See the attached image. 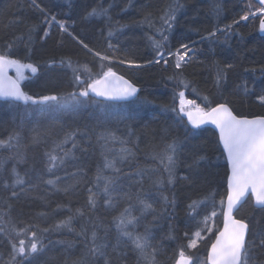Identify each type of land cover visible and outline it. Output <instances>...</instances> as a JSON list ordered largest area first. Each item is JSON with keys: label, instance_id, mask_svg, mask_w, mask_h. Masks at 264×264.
Segmentation results:
<instances>
[{"label": "trees", "instance_id": "16d2710c", "mask_svg": "<svg viewBox=\"0 0 264 264\" xmlns=\"http://www.w3.org/2000/svg\"><path fill=\"white\" fill-rule=\"evenodd\" d=\"M37 2L48 13L55 15L57 20L69 24L70 32L79 34L82 38L86 37V42H89L91 46L102 53L105 52L108 43L105 39L107 35L105 23L102 19L95 17L85 19L84 14L86 9L97 4H103L105 7L112 4L110 15L113 21H119L120 24L127 25V27L116 31L111 38V43L118 46L121 53H127L128 58L135 59L141 64L154 57V50L149 37L154 36L155 39H160L156 30L162 27L159 17L163 14V9L174 2L182 5L176 14L172 30L166 33L169 36V46L175 49L181 42L195 41L197 50L195 60L204 62L203 64L192 63L185 68L184 78L190 81V86L187 89H183L182 85L178 86L176 82L166 81L167 76L173 74L170 72L171 61L167 67L163 63L140 68L119 63L111 65L114 71L128 77L142 88L139 99L131 102V104L138 103L136 108H133L135 105L128 107L133 108L134 115L129 117L131 109L120 107V105L123 106L122 104L116 109L117 111L114 109L116 112L120 109L118 113L129 118L122 122L119 121V124H122L120 127H118L119 124L112 126L114 127L113 130H117V134L121 136L127 134L126 125L134 130L135 135L130 139L135 145L136 157H139L137 160L136 158L133 160L131 166L123 169L124 173L133 172L137 168H152L157 165L159 161L154 159L152 154L165 141L171 140L173 136H179L182 140L186 139L181 153L184 175L187 174L185 165L190 163V155L194 150L208 157L207 161L201 163L194 185L189 186L187 182L178 180V183L164 191L170 199L174 194L175 207L169 205L166 212L157 210L156 213L146 214L137 229L143 231V224L151 222L153 216L159 213L156 222L153 223L154 243H157L161 249L157 259L160 264H171L168 257L172 255L173 250L177 249L180 244L187 242L183 233L195 230L197 221L200 219L198 216L196 220H193L188 215L186 206L189 203V198H202L213 190L217 193L216 201L221 193L225 195L227 162L221 155V148L217 144L218 135L213 129H191L184 117L183 123H181V117L176 112L167 110L166 113H163V108L165 106H170L171 109L178 108L179 100L178 98L174 99V95L180 90H184L188 99L195 100L202 107H207L209 104L214 106L216 103L226 100L238 115H264V105L256 102L255 95H245L237 88L238 84L246 82L253 93H264V73L259 70L261 66H264V35L260 34L259 18L241 22L233 28L232 33L227 38L224 34H218L214 42L201 39L213 27H223L225 24H230L234 19H238L248 10L247 5L249 3L253 5V10L259 6L258 3L255 0H37ZM216 4L220 7L218 14L213 12V7ZM147 13H151V19L142 23L141 21L144 20ZM42 21L43 15L37 8L33 7L32 0H0V45L14 35L24 33L26 37L28 29L35 25V29L31 32L33 39L30 45L33 54L30 59H24V62L37 64L38 71L36 74H32L30 70H25L26 79L21 81L28 94L46 95L72 90L71 70L58 63L55 65L47 64L46 61L51 58L59 61L61 57L71 56L74 61L78 60L82 64L87 63L92 72L100 70V61L86 54L67 34L61 37L55 24L51 26L50 37L42 40L44 29L48 27ZM101 29L104 30L103 33ZM61 39L63 43L59 45L57 42ZM17 55L22 59L24 58L23 43L19 45ZM214 61L219 62L221 66L229 63L234 65L233 69L227 73V79L219 87L214 83ZM193 88L195 91L192 90ZM145 100L151 103H144ZM152 102L156 105H153ZM102 104L109 103L103 102ZM102 104L90 100L76 109H54L30 103L25 105L22 102L0 101V139L7 138L9 133L13 131L19 132L22 137L21 146L18 150H0V157L7 158L3 161V167L0 168V177L7 178L9 171L15 165L21 175L27 172L26 179L29 183L39 184L35 191L20 196L18 200L11 201L13 204L11 214L17 221L38 223L41 227H47L56 220L70 215L68 208L75 210L84 205L86 185L83 180L89 174L95 176L97 165H101L103 160L101 144L96 139V132L106 126L97 125L96 111L98 106L100 107ZM114 105L116 104H112V106ZM143 110L145 113H142L141 117ZM77 127L82 130L87 127L89 135L77 136L76 141L80 148L74 150V157L67 158L68 168L64 165L62 168L54 170L53 173H48L45 167V151L52 147L54 139L59 138L62 129L71 130ZM93 129L96 131H92ZM47 130L51 131V136H42L38 143L31 142V137L35 132L43 134ZM192 133L197 135L187 136ZM111 146L118 149L120 144L115 143ZM71 148V143L65 145V149ZM81 148L87 149V151H81ZM17 151L22 156V161H18L14 155ZM111 155L113 154H109V158ZM77 167H83L86 176L82 178L81 184L75 190L67 194L41 182L45 180V176L48 179L52 176H62L66 172L74 171ZM131 179L135 178L122 177L120 184L125 190H127ZM87 181L90 183L92 180ZM61 182L60 188H63L65 184H71L73 180L66 178ZM145 189L147 193L153 194L154 192V190ZM7 194L0 187V197L7 196ZM156 195L155 192L153 195L155 199L157 198ZM40 197H44V199H40ZM103 198L100 196V207L96 210L95 215L99 210L104 212L102 210ZM145 198L149 202V198L153 200L151 195L145 196ZM58 204L68 207L57 209ZM124 206V202H121L119 207ZM160 206L163 207V204ZM54 209L56 210L55 213L46 219L37 218L35 215L40 211L51 213ZM203 210H201V218L204 214ZM207 210H211L210 204L207 206ZM85 211H87L86 208ZM115 214L116 212L110 214L109 220ZM133 214L139 215L140 213L138 209H134ZM102 215L100 214V217ZM237 216L238 218L240 216L247 217L253 228H264V210L256 208L251 198L242 205ZM217 220L218 225L221 226L222 216L219 215ZM74 221L78 225L76 226L77 230L85 222L79 218ZM170 224L173 226L171 234ZM110 229L109 241L114 244L116 230L114 226ZM62 232L63 230L59 232L62 235L54 237L47 234L44 250L35 256L31 264H66V262L71 264V261L80 257L83 251L81 239L74 234L76 239L73 247L69 249V252H65V250L63 252V246L66 244L59 243V241L70 240L65 238ZM214 237L211 234L209 238L198 245V249L191 250L192 254L202 260L207 254V246ZM125 242L127 243L126 240ZM6 251L7 240L0 237V252L5 254ZM123 251L126 252L125 264H137L138 254L131 249L130 244ZM97 264H103V261L98 260Z\"/></svg>", "mask_w": 264, "mask_h": 264}, {"label": "snow or ice", "instance_id": "6c2138e0", "mask_svg": "<svg viewBox=\"0 0 264 264\" xmlns=\"http://www.w3.org/2000/svg\"><path fill=\"white\" fill-rule=\"evenodd\" d=\"M257 3L259 6L255 10L249 3L248 10L238 19H234L223 27H213L201 39L214 42L218 34H224L227 38L235 26L257 17L259 18V30L264 32V0H257ZM32 4L43 15L42 23L48 25L44 29L42 40L50 37L51 26L55 24L61 37L67 34L86 54L100 61V70L92 72L87 63L82 64L78 60L74 61L71 56L61 57L59 61L51 58L46 61L47 64L58 63L71 70L72 90L46 95L28 94L21 87V81L26 79L24 72L30 70L32 74H36L38 71L37 64L24 62V59H30L33 54L30 45L33 39L31 32L35 29V25H32L28 29L26 37L24 33L14 35L0 45V98L11 102H23L25 105L30 103L54 109H76L90 100L97 104H102L104 100L131 101L139 99V88L133 81L118 75L111 67L112 64L119 63L140 68L163 63L167 67L171 61L174 71L173 75L168 76L167 79L173 80L178 86L182 85L183 89H187L190 86V81L184 78L185 68L194 62L204 63L195 60V41L181 42L175 49L169 46V36L166 33L172 30L176 14L182 7L178 2L171 3L163 9V14L159 17L162 27L156 30L160 39L157 40L154 36L149 37L154 57L144 61L143 64L128 58L127 53H121L119 47L111 43V38L116 31L127 27V25L120 24L119 21H113L110 15L112 4L107 7L97 4L86 9L84 14L85 19L95 17L104 21L107 28L105 39L108 41L104 53L86 42V37L82 38L81 35L70 32L69 24L57 20V17L48 13L37 0H32ZM213 12L215 14L220 12L218 4L214 5ZM150 19L151 13H147L141 22H147ZM149 26L151 27V24ZM103 31L101 29L102 33ZM21 43L24 44L23 59L17 55V49ZM57 43L62 45V39ZM213 67L215 68L214 83L219 87L227 79V73L233 69L234 65L229 63L221 66L219 62L214 61ZM9 70H14L15 75H9ZM259 70L264 73V66H261ZM246 71L248 70L246 69ZM237 88L245 95L254 94L256 102L264 105V93H253L246 82L238 84ZM192 90L195 91V88ZM97 98L102 99L98 100ZM176 98L179 100L178 108L174 107L171 110L181 117V123H183V117L186 116L187 124L191 125L193 129L200 128L205 124H212L218 130L217 144L221 148V155L227 162L226 191L218 202L215 199L217 194L215 190L210 191L202 198H189V203L186 206L188 215L195 220L201 216L202 209H204V214L197 221L194 231L183 233L187 242L173 250L168 259L171 264H197V261L199 264H264V228H253L247 217L240 216L238 218L237 216L240 208L250 196L253 198L254 206L264 210V115H252L251 117L238 115L226 100L216 103L214 106L209 104L207 107H202L195 100L187 99L184 90L177 92L174 95V99ZM143 102L151 103L147 100ZM165 109L167 110V106ZM128 118L116 112H109L105 105L100 116L97 117V125L106 124L111 120L123 121ZM126 128L127 136H120L117 134V130L107 127L96 132L97 142L101 144L103 165H97L95 177L90 183L83 180L87 192L84 205L75 210L68 208L70 215L56 220L47 227H41L38 223L17 221L11 214L13 209L11 201L18 200L20 196L35 191L39 184L29 183L26 179L27 172L21 175L15 165L9 171L7 178L0 177V187L8 193L7 196L0 197V201H2L0 203V237L7 240V251L0 255V264H31L35 256L44 250L47 234L60 232L62 229L74 233L83 244L80 257L71 261V264H97L98 260H102L103 264H125L126 252L123 250L127 249L129 244L131 249L138 254L137 264H160L157 258L161 249L157 243H154L153 235V223L156 222L159 213L153 216L151 222L143 224V231L137 230L146 214L157 211L153 207V203L145 198L147 193L144 187L145 176L149 172L158 173L149 177V187L158 190L166 212L167 206L175 207V196L173 194L170 199L163 191L165 186H174L177 180H183L189 186L194 185L200 165L207 161L208 157L194 150L190 155V163L185 165L187 174L177 176V163L183 141L179 136H173L171 140L164 143L159 152L152 154L153 158L159 161L160 168H137L133 172L124 173L122 166L126 163L130 164L136 157L135 145L130 139L135 134L127 125ZM51 135L50 130L43 134L35 132L31 137V142L38 143L42 136ZM78 135H89L87 127L83 130L79 127L71 130L62 129L59 138L53 140L52 147L44 153L45 167L48 173H53L54 170L62 167L67 158L74 157V150L80 148L76 141ZM21 139V134L17 131L9 133L7 138L0 139V150H18L21 146ZM117 142L120 144L118 149L110 147ZM68 143L72 144L71 149H65V145ZM80 150L87 151L82 148ZM112 153L114 154L109 158V154ZM14 155L18 161H22L23 158L18 151ZM5 159L7 158L0 157V168L3 167ZM106 170H111V174L106 175ZM85 176L84 168L77 167L71 173L66 172L64 178L52 176L41 182L67 194L75 190ZM124 176L135 177V179H131L127 190L120 184ZM66 178H72L73 182L60 188L61 180ZM101 193H103L105 208L113 211L119 209L108 221L95 215L96 210L100 207ZM40 199H44V197H40ZM121 202L125 204L122 208L119 207ZM209 204L211 205L210 211L207 210ZM67 207V205H57V209ZM134 209H138L140 214L133 215ZM55 211V209L51 213L40 211L35 215L37 218L46 219ZM218 214L223 217L222 228H215V218ZM77 218L85 221L80 225L79 230L73 226V221ZM112 226L116 230L114 244L109 241V229ZM169 229L171 234L173 230L171 224ZM208 233H212L215 239L207 246V254L201 260L194 256L191 250L198 249V245L205 241V236ZM59 243L67 244L69 248L73 247L71 241H59Z\"/></svg>", "mask_w": 264, "mask_h": 264}, {"label": "rangeland", "instance_id": "374dc122", "mask_svg": "<svg viewBox=\"0 0 264 264\" xmlns=\"http://www.w3.org/2000/svg\"><path fill=\"white\" fill-rule=\"evenodd\" d=\"M196 52H197V50H196ZM195 52V53H196ZM197 58V55L195 54V59ZM199 60V59H198ZM195 63V62H194ZM174 71V69H173V67L171 68V70H170V72H173ZM173 75V74H172ZM168 76H171V75H168ZM167 76V77H168ZM166 81H171V82H175V81H173V80H168V79H166ZM171 99H172V97H171ZM170 99V100H171ZM153 103V105H156V103H154V102H152ZM147 104H149V103H147ZM107 106V110L109 111V112H116L117 110V108L119 107V105H120V103H117L116 105H114V106H112V104H102V105H100V107L98 106V109H97V111H96V116L97 117H99L100 116V114H101V111L103 110V108H104V106ZM123 106H121L120 105V107H124V108H126V109H131L130 110V114L128 115L129 117L130 116H132V115H134L135 113H133L132 112V110H133V108H136V106L138 105V103H128V104H126V103H123L122 104ZM130 105H135L133 108H128V107H130ZM114 109L116 110V111H114ZM164 109V112L163 113H166L167 112V110H171V107L169 106V107H167V110L165 109V107L163 108ZM120 111V109L118 110V112ZM163 111V110H162ZM118 112H116V113H118ZM142 113H145V110H143V112H141V117H142ZM120 115H122L121 113H120ZM122 116H125V115H122ZM126 117V116H125ZM120 122H122V121H120ZM108 124H110L109 126H108ZM118 124H119V121H117V120H111V121H109V122H107L106 124H101L102 126L103 125H106V126H104V127H109L110 129H113L114 127H112V126H114V125H117L118 126ZM122 124L120 123L119 124V126L118 127H120ZM104 127H102V128H104ZM101 128V129H102ZM132 131H134V130H132ZM118 135H120V134H118ZM193 135H197L196 133H192V134H188L187 136H190V137H193ZM121 136V135H120ZM124 136H127V134H124ZM182 140V139H181ZM169 141V140H168ZM183 144H182V147L184 146V143L186 142V139L184 138L183 140ZM166 142V141H165ZM164 142V143H165ZM117 143H119V142H117ZM164 143L159 147V148H157V150L155 151V152H159L160 151V149H162L163 148V146H164ZM110 147H112L111 145H110ZM182 149L183 148H181V150H180V153H179V160H178V163H177V176H180V175H184V173H183V171H182V164H181V153H182ZM112 154H114V153H112ZM141 156V155H140ZM136 158V160L139 158V157H135ZM218 159H220V157L218 156ZM132 162L133 161H131V163L130 164H125V165H123L122 166V168L123 169H125V168H127V167H129V166H131V164H132ZM68 160L66 159V163L64 164L65 165V167L66 168H68ZM74 163V161L72 162V164ZM63 165V166H64ZM101 165H103V160L101 161ZM62 166V167H63ZM62 167H60V168H62ZM152 168H160V165H159V162L157 163V165H155L154 167H152ZM71 172H73V170H71ZM70 172V173H71ZM161 172H162V168H161ZM105 174L106 175H110L111 174V170H106V172H105ZM158 173H155V172H149L146 176H145V179H144V187L145 188H148V190H154V192H153V194H151L150 192H148V193H146V197H149L150 195H151V197L153 198V200L151 199V198H149L150 199V202H152L153 201V203H154V208L156 209V210H159V211H161L162 210V212H165V211H163L164 210V204H163V201L161 200V198H160V196H159V193H158V190L157 189H155V188H150L149 187V185H150V179H149V177H152V176H155V175H157ZM60 177H62V178H64L65 177V175H62V176H60ZM94 175H91V174H89L86 178H85V180H93L94 179ZM135 178V177H134ZM48 178L45 176V180H47ZM62 180H65V179H62ZM62 183V182H61ZM176 183H178V180H177V182ZM169 187H171V186H165V188L163 189V191H165L166 190V188H169ZM156 192V196H157V198L155 199L154 197H153V195H154V193ZM85 195H87V192L85 191ZM223 195V193H221L220 194V196L218 197V200H217V202L220 200V197ZM101 196L103 197V193H101ZM198 199V198H197ZM160 204H163V207H161L160 206ZM102 210L104 211V212H102L101 210H99L98 212H97V215L96 216H99L100 217V214H103L101 217L102 218H104L106 221H108L109 220V218L110 217H108L110 214H113L114 212H116V211H113V210H109L108 208H105L104 206H102ZM203 212H204V210H203ZM134 215V214H133ZM200 219H201V216L199 217ZM219 218V214H218V216L215 218V228H218V223H217V219ZM197 219V218H196ZM195 219V220H196ZM73 226L76 228V226H78L76 223H75V221L73 222ZM78 228H80V226L78 227ZM196 228V227H195ZM77 229V228H76ZM63 230V234H64V237L66 238L67 237V239L68 240H70L72 243H75L74 242V240L76 239V237H75V235H74V233H71V232H66V231H68L67 229H62ZM111 229H109V231H110ZM194 231V230H193ZM70 233V234H69ZM67 234V235H66ZM212 233H208V234H206V236H205V239H207V238H209V236L211 235ZM49 235L50 236H56V235H62L61 233H59V232H54V233H49ZM72 248V247H71ZM71 248H69L68 246H67V244L66 245H64L63 246V252H64V250H65V252H69V249H71ZM3 253H1L0 252V255H2ZM69 259H70V256H69Z\"/></svg>", "mask_w": 264, "mask_h": 264}, {"label": "water", "instance_id": "95a60500", "mask_svg": "<svg viewBox=\"0 0 264 264\" xmlns=\"http://www.w3.org/2000/svg\"><path fill=\"white\" fill-rule=\"evenodd\" d=\"M256 2H257V0H255ZM260 34L261 35H264V32H261L260 31ZM115 72H117V71H115ZM117 74L118 75H122V74H119L118 72H117ZM9 75H13V70H9ZM14 76V75H13ZM122 76H124V75H122ZM126 79H129L128 77H126V76H124ZM129 80H131V79H129ZM132 81V80H131ZM136 84V83H135ZM137 85V84H136ZM21 87H22V89L24 90V88H23V86H22V84H21ZM137 87L139 88V93H138V95L139 94H141V91H142V88L140 87V86H138L137 85ZM98 100H100V99H102V98H97ZM0 101H6V99H3V98H0ZM105 101H111V102H129V101H122V100H105ZM132 101V100H131ZM249 117H251V116H249ZM202 127H209V128H212L213 130H215V132L218 134V130L215 128V126L214 125H212V124H205V125H202ZM223 227V226H222Z\"/></svg>", "mask_w": 264, "mask_h": 264}, {"label": "flooded vegetation", "instance_id": "af4514ba", "mask_svg": "<svg viewBox=\"0 0 264 264\" xmlns=\"http://www.w3.org/2000/svg\"><path fill=\"white\" fill-rule=\"evenodd\" d=\"M186 120V119H185ZM252 199L253 200V198L250 196L248 199ZM256 207V206H255ZM256 208H258V207H256ZM222 226H223V217H222V224H221V226L220 225H218V228H222ZM214 239H215V237H214Z\"/></svg>", "mask_w": 264, "mask_h": 264}]
</instances>
